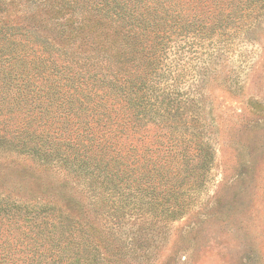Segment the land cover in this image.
<instances>
[{
    "label": "trees",
    "instance_id": "obj_1",
    "mask_svg": "<svg viewBox=\"0 0 264 264\" xmlns=\"http://www.w3.org/2000/svg\"><path fill=\"white\" fill-rule=\"evenodd\" d=\"M25 4L44 12H24L19 24L0 18V156L27 155L76 177L94 193L100 215L118 225L129 211L156 214L155 197L176 202L167 180L171 156H185L181 143L194 142L203 172L213 160L195 106L203 105L204 85L217 71L222 48L215 34H232V26L249 32L251 13L264 11V0ZM189 40L194 65L182 61ZM200 48L208 51L204 58ZM143 150L148 156L139 167ZM154 151H168L163 163L156 165ZM142 170L160 173L163 183L144 181L143 188ZM66 201L57 207L1 194L0 264L96 263L91 240L102 245L98 232L74 200Z\"/></svg>",
    "mask_w": 264,
    "mask_h": 264
},
{
    "label": "rangeland",
    "instance_id": "obj_2",
    "mask_svg": "<svg viewBox=\"0 0 264 264\" xmlns=\"http://www.w3.org/2000/svg\"><path fill=\"white\" fill-rule=\"evenodd\" d=\"M25 3L0 0V18L17 23L24 12H44ZM251 18L247 33L232 26V34L222 30L215 34V47L222 53L215 75L204 85L203 105L195 106L204 125L202 141L211 147L213 160L203 172L193 158L194 142L181 143L178 149H185V156H171L176 160L167 180L179 195L176 202L169 196L163 204L155 197L156 214L129 211L118 225L104 211L100 215L94 193L82 188L76 177L27 155L0 156V195L57 207L70 197L102 242L97 245L96 236L91 240L94 264H264V11L252 12ZM185 47L191 50L182 61L194 65L190 60L195 46L189 40ZM204 51L200 48L203 58ZM144 150L139 167L148 156ZM165 154L168 151H154L156 165L165 161L160 159ZM139 172L142 184L163 183L160 173ZM106 241L114 246L109 251L102 247Z\"/></svg>",
    "mask_w": 264,
    "mask_h": 264
}]
</instances>
